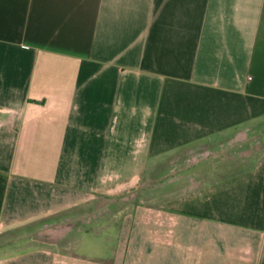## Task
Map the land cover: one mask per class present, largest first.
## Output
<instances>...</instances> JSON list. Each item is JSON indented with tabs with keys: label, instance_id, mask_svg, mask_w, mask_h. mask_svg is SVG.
I'll return each instance as SVG.
<instances>
[{
	"label": "crops",
	"instance_id": "0c3cea01",
	"mask_svg": "<svg viewBox=\"0 0 264 264\" xmlns=\"http://www.w3.org/2000/svg\"><path fill=\"white\" fill-rule=\"evenodd\" d=\"M0 264H264V0H0Z\"/></svg>",
	"mask_w": 264,
	"mask_h": 264
},
{
	"label": "rangeland",
	"instance_id": "374dc122",
	"mask_svg": "<svg viewBox=\"0 0 264 264\" xmlns=\"http://www.w3.org/2000/svg\"><path fill=\"white\" fill-rule=\"evenodd\" d=\"M146 199V198H143ZM140 197L135 193H126L120 196H105L98 195L94 198L93 204L95 205V213L91 215L94 220L97 219H110L113 221L121 220L125 215L130 213L133 207L139 202ZM91 219V220H92ZM66 229L65 232H67ZM12 235V234H11ZM46 237H52L53 231L50 225L46 226L44 232Z\"/></svg>",
	"mask_w": 264,
	"mask_h": 264
}]
</instances>
